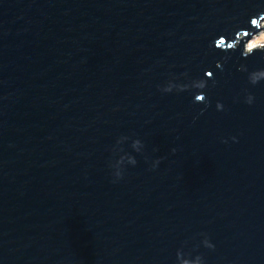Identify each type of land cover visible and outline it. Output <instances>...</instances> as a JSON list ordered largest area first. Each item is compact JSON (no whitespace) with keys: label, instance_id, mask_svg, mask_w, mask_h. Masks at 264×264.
I'll list each match as a JSON object with an SVG mask.
<instances>
[{"label":"water","instance_id":"water-1","mask_svg":"<svg viewBox=\"0 0 264 264\" xmlns=\"http://www.w3.org/2000/svg\"><path fill=\"white\" fill-rule=\"evenodd\" d=\"M259 11L264 0H0V264H174L182 244L205 264H264V81L238 71L264 56L210 46ZM205 70L207 107L157 88ZM121 135L144 147L123 142L137 163L114 183ZM202 232L214 249L195 247Z\"/></svg>","mask_w":264,"mask_h":264},{"label":"clouds","instance_id":"clouds-1","mask_svg":"<svg viewBox=\"0 0 264 264\" xmlns=\"http://www.w3.org/2000/svg\"><path fill=\"white\" fill-rule=\"evenodd\" d=\"M246 23L248 24V28H236L230 33V38L220 35L210 42V46L214 45L215 48L225 51L226 53L236 51L239 48L240 55L243 58H247L256 52H260L262 56H264V11H259L255 15L250 16ZM227 59V55L221 57L220 60L216 61V67L218 69H222V62L226 61ZM238 71L247 73L248 83L252 85H256L257 83L264 81V67L249 70L247 65L242 63L238 65ZM181 77H183V80H181ZM209 79L215 83L214 74L209 70H205L203 76L196 78L190 77L187 71H184L179 75L170 73L169 78L162 84H158L157 88L161 93H179L188 90H195L193 95V103H202L207 107L210 101L208 99L207 93L204 90L208 87ZM244 91V103L251 105L254 101V96L250 92H247L246 89ZM215 107L218 111L224 110V105L220 101H216ZM203 110L204 109H201V112H203ZM231 139L235 142L237 138L232 136ZM128 140H131L130 147L135 152L140 153L143 151L144 145L139 138H130L126 135L117 137L116 142L112 147V152L115 156V159L120 160L121 167L114 168L110 164L108 165L112 170L111 175L114 178V183L123 177L125 164L135 165L137 163L135 157L132 154L125 152L121 147L123 142ZM222 142L226 143L227 141ZM153 151H156V149L154 148ZM171 151L175 152V149L173 148ZM117 153L118 155H116ZM125 158L126 163L124 162ZM145 159L147 160V157H145ZM160 159L161 158H156L152 161L151 167L153 169L158 166ZM199 235L202 238L199 241V244L195 245V247L202 245L208 249L215 248V245L208 238L207 233L202 232ZM174 264H205V261L202 255L197 254L193 256L191 251H185L182 244L181 247L176 249Z\"/></svg>","mask_w":264,"mask_h":264}]
</instances>
